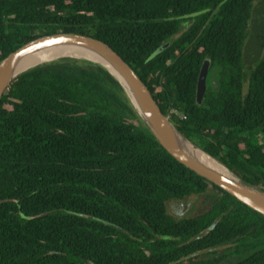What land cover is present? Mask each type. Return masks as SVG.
I'll use <instances>...</instances> for the list:
<instances>
[{
    "label": "trees",
    "instance_id": "trees-1",
    "mask_svg": "<svg viewBox=\"0 0 264 264\" xmlns=\"http://www.w3.org/2000/svg\"><path fill=\"white\" fill-rule=\"evenodd\" d=\"M254 1L0 0V60L44 35L96 39L183 137L264 192V25L248 34ZM247 35L255 64L242 60ZM202 195L208 208L196 216L167 215L171 200ZM244 241L228 264H264V217L168 155L100 67L44 63L5 91L0 264H208L191 258L226 244L241 252Z\"/></svg>",
    "mask_w": 264,
    "mask_h": 264
},
{
    "label": "water",
    "instance_id": "water-1",
    "mask_svg": "<svg viewBox=\"0 0 264 264\" xmlns=\"http://www.w3.org/2000/svg\"><path fill=\"white\" fill-rule=\"evenodd\" d=\"M61 45L79 47L95 55L100 62L82 56L61 55L50 59H43L17 73H12V69L18 60L27 54L44 47ZM62 59H73L78 62L94 64L104 70L119 85L138 119L168 155L186 169L205 179L213 186L218 187L229 196L235 198L242 205L264 217V192L242 180L220 161L183 137L169 121L168 117L161 113L139 76L113 50L96 39L78 34L56 33L38 37L21 45L0 60V101L5 91L17 76L41 64ZM208 65V61L205 60L198 74L195 89V100L197 104H200L206 89L205 79ZM181 140L187 142L201 151L209 159L213 160L226 171L228 177L218 173L198 159L193 158L187 148L181 143Z\"/></svg>",
    "mask_w": 264,
    "mask_h": 264
},
{
    "label": "rangeland",
    "instance_id": "rangeland-1",
    "mask_svg": "<svg viewBox=\"0 0 264 264\" xmlns=\"http://www.w3.org/2000/svg\"><path fill=\"white\" fill-rule=\"evenodd\" d=\"M255 23H258L261 25V27L264 25V0H255L253 5H252V13L251 17L248 22V34H252L251 31L253 32V29L256 27ZM263 29H259L260 34L259 35H264V27ZM183 29V28H182ZM251 35H247L245 41L243 42V50H242V60L245 64H252L256 63L257 60L253 61H248L247 59V52H249V47L248 44H254L255 40L254 38L250 39ZM256 52V49H255ZM264 55V40L262 44H258V58L262 57ZM255 61V62H254ZM243 72L247 73L248 72V67L245 65L243 66ZM133 124H135L134 121H132ZM209 190H211V195L217 196L220 195L217 191L213 190L211 186L208 187ZM206 196L207 195H202V196H192L189 198H186L184 200H171L167 204V215L175 220L182 219V218H189L196 216L199 211L207 209V202H206ZM250 242H253L252 238H249ZM244 244H247L246 241L243 242V244H237L239 246V250L241 252H237L235 249L234 244H226L222 245L220 247L214 248L208 252H200L193 256L191 258L192 261H204L207 262L208 264H228L231 261H233L236 257H239L243 255L242 249H246L247 247H243ZM247 253L248 251L245 250ZM187 263V260H184L182 264Z\"/></svg>",
    "mask_w": 264,
    "mask_h": 264
},
{
    "label": "bare ground",
    "instance_id": "bare-ground-1",
    "mask_svg": "<svg viewBox=\"0 0 264 264\" xmlns=\"http://www.w3.org/2000/svg\"><path fill=\"white\" fill-rule=\"evenodd\" d=\"M61 55L82 56V57H87L92 60H96L100 62V60L95 55H92L91 53L84 51L76 46H62L61 45V46H53V47H44L38 51H34L30 54H27L23 58L19 59L17 64L13 67L12 73L13 74L15 72L17 73L18 71L30 65H33L43 59H50V58H54L56 56H61ZM181 143L184 145L185 148H187L189 154L193 158L198 159L200 162L204 163L205 165L217 171L218 173H221L224 176H227V173L223 168H221L213 160L209 159L201 151H199L195 147L191 146L190 144L182 140H181Z\"/></svg>",
    "mask_w": 264,
    "mask_h": 264
}]
</instances>
